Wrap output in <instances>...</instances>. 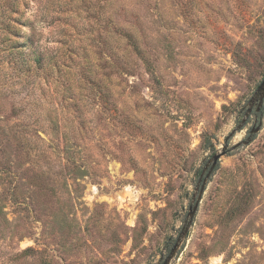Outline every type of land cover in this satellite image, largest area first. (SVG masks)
<instances>
[{
    "label": "rangeland",
    "instance_id": "1",
    "mask_svg": "<svg viewBox=\"0 0 264 264\" xmlns=\"http://www.w3.org/2000/svg\"><path fill=\"white\" fill-rule=\"evenodd\" d=\"M27 1L43 59L0 67V264H162L228 136L170 264H264V104L238 128L264 0Z\"/></svg>",
    "mask_w": 264,
    "mask_h": 264
},
{
    "label": "trees",
    "instance_id": "2",
    "mask_svg": "<svg viewBox=\"0 0 264 264\" xmlns=\"http://www.w3.org/2000/svg\"><path fill=\"white\" fill-rule=\"evenodd\" d=\"M27 4L26 0H0V67L10 59L20 72L33 69L29 65L30 59L37 68L42 67L43 58L37 52L36 29L26 17ZM26 25L31 26L29 35L22 31Z\"/></svg>",
    "mask_w": 264,
    "mask_h": 264
},
{
    "label": "water",
    "instance_id": "3",
    "mask_svg": "<svg viewBox=\"0 0 264 264\" xmlns=\"http://www.w3.org/2000/svg\"><path fill=\"white\" fill-rule=\"evenodd\" d=\"M264 104V78L257 87V90L255 91L252 98L249 99L248 108L245 113V116L243 117L241 123L239 124L238 128L243 129V127L248 123V118L250 117L252 113V107L253 105L256 106V112H260ZM262 122H260L258 125H253V127L249 131V136H251L253 133H257L261 130ZM233 131L231 135L234 133ZM230 136L226 139V144L223 146L221 150L216 151L212 158L209 159L207 164H205L203 171L201 173V176L199 178V182L197 185L196 193L194 194V197H192L193 204L190 206V210L188 213V219L186 221V225H184L182 231H180L179 236L177 237L175 243L173 244L170 253L167 255V257L164 259L162 264H170L172 259L177 253V250L179 246L181 245V242L183 239H185L188 235V232L190 231V228L193 224L195 214L197 212V209L199 207L201 198L203 197L206 187L208 185L209 179L211 178L213 171L216 168V165L221 160L222 156L225 155L228 151V139ZM249 141L246 140L247 143ZM241 143H237L233 146V148L239 146Z\"/></svg>",
    "mask_w": 264,
    "mask_h": 264
},
{
    "label": "flooded vegetation",
    "instance_id": "4",
    "mask_svg": "<svg viewBox=\"0 0 264 264\" xmlns=\"http://www.w3.org/2000/svg\"><path fill=\"white\" fill-rule=\"evenodd\" d=\"M255 109H256V106L253 105V107H252V113H253V111H255L256 114L260 113V112L257 113Z\"/></svg>",
    "mask_w": 264,
    "mask_h": 264
}]
</instances>
